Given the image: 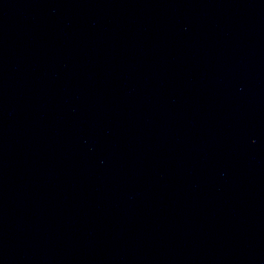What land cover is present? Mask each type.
Returning a JSON list of instances; mask_svg holds the SVG:
<instances>
[{
  "label": "water",
  "instance_id": "obj_1",
  "mask_svg": "<svg viewBox=\"0 0 264 264\" xmlns=\"http://www.w3.org/2000/svg\"><path fill=\"white\" fill-rule=\"evenodd\" d=\"M0 264H264V0H0Z\"/></svg>",
  "mask_w": 264,
  "mask_h": 264
}]
</instances>
